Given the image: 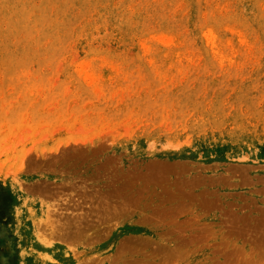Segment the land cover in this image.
Returning <instances> with one entry per match:
<instances>
[{
    "label": "rangeland",
    "instance_id": "1",
    "mask_svg": "<svg viewBox=\"0 0 264 264\" xmlns=\"http://www.w3.org/2000/svg\"><path fill=\"white\" fill-rule=\"evenodd\" d=\"M0 264H264V0H0Z\"/></svg>",
    "mask_w": 264,
    "mask_h": 264
}]
</instances>
